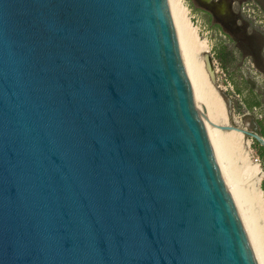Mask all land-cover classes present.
Wrapping results in <instances>:
<instances>
[{"label":"water","instance_id":"1","mask_svg":"<svg viewBox=\"0 0 264 264\" xmlns=\"http://www.w3.org/2000/svg\"><path fill=\"white\" fill-rule=\"evenodd\" d=\"M207 124L168 0H0V264H259Z\"/></svg>","mask_w":264,"mask_h":264},{"label":"rangeland","instance_id":"2","mask_svg":"<svg viewBox=\"0 0 264 264\" xmlns=\"http://www.w3.org/2000/svg\"><path fill=\"white\" fill-rule=\"evenodd\" d=\"M173 1L182 13L185 35L188 32L191 41L187 35L185 37L191 47L196 48L201 71L200 90L208 99L218 98L226 109V121L214 123L256 132L255 120L264 119V0H227L228 14L232 16L224 15L226 26L216 20L200 0ZM220 42L234 49L225 66L216 57V46ZM245 98L249 102L256 98L260 105L248 109ZM219 133L220 162L223 159L221 164L230 173L232 182L247 191L251 170L256 169L258 187L264 196V160L258 157L253 139L241 133L240 144L234 130H219Z\"/></svg>","mask_w":264,"mask_h":264},{"label":"bare ground","instance_id":"3","mask_svg":"<svg viewBox=\"0 0 264 264\" xmlns=\"http://www.w3.org/2000/svg\"><path fill=\"white\" fill-rule=\"evenodd\" d=\"M168 2H169L174 26L176 29V33L178 36V42L180 45L182 58H183V61H184V64H185V67L188 73V77H189L193 92L196 96L198 105L199 107L203 106L205 108V115L211 122L223 123L226 121V112H225L226 109L223 103L218 98L208 99L201 92L200 87H199L201 71H200V65L198 64L199 61H197L198 59H196V56H197L196 48H194L193 46L191 47V45L189 44L186 38L188 36L187 35L188 32L186 33L187 35L186 36L185 35L186 30L184 29L185 23H184L182 13L179 7L176 5V3H174L173 0H168ZM188 39H189V36H188ZM189 41L191 40L189 39ZM207 129H208V133L211 135V138H212V141H213V144H214V147L217 153L220 154V152H218L220 149V144H218L219 141H217V138L219 137V134H220L219 130L208 124H207ZM235 132H237L236 141H238L241 144L242 143L241 132L239 131H235ZM220 158L221 157H219V159ZM222 161L223 159H221V162ZM224 168L225 166L223 167V170H224L226 180L229 183L231 190L233 192V195L236 200L237 206L239 208L240 214L242 216L243 222L245 224L250 240L252 242L258 263L264 264V196L258 187V181H259L258 173L259 172H257L256 169H253V170L250 169L251 178H250V181H248L249 187L248 189L246 188L247 191H244L238 188L240 185L237 187L234 184L235 182H232L231 177H229L230 173L228 174Z\"/></svg>","mask_w":264,"mask_h":264},{"label":"trees","instance_id":"4","mask_svg":"<svg viewBox=\"0 0 264 264\" xmlns=\"http://www.w3.org/2000/svg\"><path fill=\"white\" fill-rule=\"evenodd\" d=\"M234 50V49H233ZM233 50L228 49L226 45H224L223 42H220L216 46V57L218 58L219 61L222 62L223 66L230 61V58L232 57V52ZM240 91V90H238ZM246 106L248 109H251L253 106H259L260 102L258 99H254L251 102H249L246 98L244 99ZM256 127H257V133L264 138V119H256ZM253 146L256 150V153L258 157L263 161L264 160V147L255 141L253 139Z\"/></svg>","mask_w":264,"mask_h":264}]
</instances>
